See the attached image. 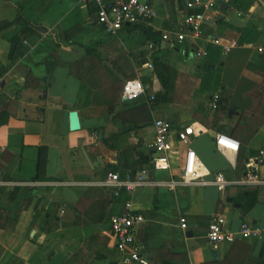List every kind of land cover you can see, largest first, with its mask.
Returning <instances> with one entry per match:
<instances>
[{
	"label": "crops",
	"instance_id": "crops-1",
	"mask_svg": "<svg viewBox=\"0 0 264 264\" xmlns=\"http://www.w3.org/2000/svg\"><path fill=\"white\" fill-rule=\"evenodd\" d=\"M147 1L157 10L155 18L109 35L98 22L96 7L82 0H0V23H12L0 31V120L5 116L0 123V208L21 209L12 229L0 228V264H125L110 236L111 216L125 205L104 181L110 172L125 178L145 165L138 145L155 154L150 146L157 118L169 120L175 130L193 126L199 134L192 147L207 169L225 171L230 177L238 174L231 164L233 160L237 166L238 154L226 157L214 140L216 133H224L219 126L225 134L236 126L240 111L215 123L211 102L222 83L243 85L245 91L235 94L242 97L253 96L255 85L264 83V57L259 51L264 46V15L258 10L259 0H251L250 8L233 14L232 20L257 24L262 34L229 52L214 44V38L231 46L238 44L241 32L220 22L221 5L208 12L201 38L173 47L160 35L150 46L146 28L160 34L178 31L187 9L185 0ZM227 5L224 17L236 12L234 5ZM19 7L34 30L15 45L12 38L27 26L17 20ZM158 46L172 48L164 54ZM199 49L208 51L201 62L194 56ZM153 51L167 56L173 68L169 99L159 103L150 102L151 95L164 92L154 71ZM133 78L143 81L146 92L133 101L121 99L120 110L143 104H149V110L135 122H113L109 104L118 100L108 91L114 87L122 92L126 80ZM73 111L79 117L78 130L70 126ZM173 139L175 173L185 148L177 136ZM261 145L264 134L248 146L246 164L260 156ZM41 146L48 148L45 180L36 179ZM258 166L264 170V156ZM171 174L160 171L156 176L166 179ZM19 185L28 188L10 200L11 189ZM125 195L144 217L136 236L150 264L223 262L240 242L252 247L253 259L264 260V232L233 244L216 245L207 237L210 221L219 214L226 217L228 229L237 231L247 220L264 230V187L220 192L214 186L173 190L147 185ZM240 195L243 203L234 202ZM180 217L187 219L188 229L181 228Z\"/></svg>",
	"mask_w": 264,
	"mask_h": 264
},
{
	"label": "built area",
	"instance_id": "built-area-1",
	"mask_svg": "<svg viewBox=\"0 0 264 264\" xmlns=\"http://www.w3.org/2000/svg\"><path fill=\"white\" fill-rule=\"evenodd\" d=\"M85 5H94L97 10L98 22L104 31L109 35H117L125 26L146 23L155 18L157 10L147 0H82ZM187 12L183 15L182 28L178 31H165L163 40L173 45L191 43L204 34V28L208 24V12L216 8V0H185ZM213 43L223 45V49L229 52L232 47L238 45L233 42L224 45L219 38H214ZM153 43H150L152 46ZM264 54V46L259 47ZM208 55L205 49H199L195 53L196 60L201 62ZM146 92L145 85L140 78L126 80L123 84L121 99L123 102L133 101ZM219 95L215 94L211 106H217ZM150 102L155 99L151 95ZM156 136L151 144L155 154L150 160V165H144L135 174L126 175L121 178L118 173L110 172L104 181L105 185L113 188L115 196H118L121 189L133 192L138 187L153 185L159 188L177 189L187 186H214L220 192L229 188H253L264 187V170L259 169L258 164L263 161L264 150H260V156L253 159V162L246 164L244 173L233 177L226 175L225 171L212 172L200 159L197 151L192 147L195 135L199 134L193 126H184L179 130L173 128L172 122L167 119L157 118L154 120ZM177 136L179 142L184 146L185 152L174 173L172 154L174 151V139ZM214 144L226 157L238 154L241 148L240 142L225 133H216ZM233 169H236V162L231 160ZM169 171V178H158L157 172ZM3 183L0 181V184ZM144 221L143 215L133 208V202L128 199L125 203V211L111 218V238L115 241L116 249L122 254L125 264H150L147 257L141 252L140 244L137 241V229ZM181 228L188 229V221L180 217ZM226 217L215 215L209 223L207 237L214 244H233L238 239H252L261 237L264 230L257 225L243 221L237 231L226 228Z\"/></svg>",
	"mask_w": 264,
	"mask_h": 264
},
{
	"label": "trees",
	"instance_id": "trees-1",
	"mask_svg": "<svg viewBox=\"0 0 264 264\" xmlns=\"http://www.w3.org/2000/svg\"><path fill=\"white\" fill-rule=\"evenodd\" d=\"M222 1H225L228 4H232L235 6V11L229 14V16L224 17L220 20L221 23L234 26L236 27L240 32L241 36L238 41L239 46H243L246 43L254 42L263 32L262 28L257 25H248V24H236L233 22V14H237L238 11H247L250 6L252 5L253 1H249L248 3H244L242 0H217L216 9H220V4ZM258 10L261 11L264 15V1L259 0ZM17 20L19 23H26L27 26L18 33L14 38H12L11 42L15 45L20 44L24 41V39L27 37V35L34 30L32 26H30V23L26 21L22 15H21V7L18 8V16ZM12 25L10 21H4L0 23V31L6 27H9ZM146 35L147 40L150 43H153L154 40H159V36L163 38V34H160L159 32H155L149 28H146ZM173 45V44H172ZM173 47H176L173 46ZM172 48V47H171ZM170 46L161 49L158 46V49L164 54L169 53V50L171 49ZM218 50H220V47H218ZM157 51H153V53ZM156 53L153 55V66L154 71L157 77L159 78L162 87L164 88V92H160L155 95V99L151 103H159L167 101L169 98L167 97V94L169 93L170 88V82H171V76H172V70L173 68L170 66L169 60L167 56L159 55L157 56ZM264 57V54L261 53ZM249 82V81H248ZM222 89L220 93L218 94V100H217V106L214 108V118L213 122L219 123L222 121L228 113V110L230 107H233L236 110L240 111V115L238 118V122L235 127L230 132H227V135H230L231 137L237 139L240 144L241 148L238 152V159H237V166L236 171L238 175L242 174L246 170V152L248 149V146L252 142L253 139L259 137L262 140V134H264V83L261 85H255L256 92L252 94L253 96L250 97H242L241 95L237 96L235 94H241L243 91H245V88L243 85H240L239 83H232L231 86L227 85L225 86L224 83H222ZM115 94L114 97L117 98V102L110 103L109 104V114L111 121H132L135 122L139 120V115L143 114V112L149 110V104H143L141 106H135L130 109L120 110V101H121V90L115 91L114 87H112L111 91ZM5 121V116L2 120H0V123H3ZM221 130L222 132L226 133L221 126L218 127V130ZM260 131V132H259ZM259 132V133H258ZM257 149L264 150V145L259 146ZM137 153L142 162H144L145 165H150V160L152 158V154L149 151H142L141 146H137ZM48 162V148L41 146L39 148V155H38V161H37V174L36 179L38 180H45L48 179V176L46 175V165ZM1 177L2 174H0ZM28 187L25 186H15L11 189L9 194V199L12 201L17 200L19 197L22 196L23 192L27 190ZM125 189H121L119 195L116 199H118L121 203H126V201L129 199L128 196L125 195ZM243 193V192H242ZM242 195L234 197V202H242ZM242 208H245V205L242 204ZM125 211V208H121L117 214H121ZM21 209L18 207H12L11 209H5L0 208V228H9L12 229L17 222L19 216H20ZM116 214V215H117ZM46 215H49V212H46ZM114 216V213L112 214ZM111 216V218H112ZM231 218V217H230ZM247 221V220H245ZM248 222V221H247ZM111 223V220H110ZM250 223V222H248ZM227 224V223H226ZM47 231H50V228L47 229ZM253 249L252 247L247 244L246 242H240V244L233 247L230 252L227 254L228 257L223 262H210V263H204V264H243V258L245 256V264H250L252 260H254L255 264H264V260L259 256V258H254L252 255Z\"/></svg>",
	"mask_w": 264,
	"mask_h": 264
},
{
	"label": "water",
	"instance_id": "water-1",
	"mask_svg": "<svg viewBox=\"0 0 264 264\" xmlns=\"http://www.w3.org/2000/svg\"><path fill=\"white\" fill-rule=\"evenodd\" d=\"M220 5H221V9H222V12L223 13L220 14L219 18H224L225 14H226V10H227L228 5H227V3L225 1H222ZM38 29L44 30V28H41V27L38 28ZM235 113H238V112L233 107H230L229 110H228V115L229 116H232ZM70 122H71L70 126H71V129L72 130H78V129H80L79 117H78L77 112L73 111V112L70 113ZM236 206L237 207H240L241 204L238 203V204H236ZM243 214H245V212H243ZM216 255H217V252L214 251V253L212 255L213 256V259H216L217 258Z\"/></svg>",
	"mask_w": 264,
	"mask_h": 264
}]
</instances>
